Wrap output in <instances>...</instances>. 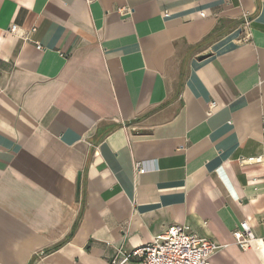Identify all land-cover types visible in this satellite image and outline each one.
Wrapping results in <instances>:
<instances>
[{"label":"crops","instance_id":"crops-1","mask_svg":"<svg viewBox=\"0 0 264 264\" xmlns=\"http://www.w3.org/2000/svg\"><path fill=\"white\" fill-rule=\"evenodd\" d=\"M263 216L264 0H0V264H110L176 225L264 264L232 238Z\"/></svg>","mask_w":264,"mask_h":264},{"label":"built area","instance_id":"built-area-1","mask_svg":"<svg viewBox=\"0 0 264 264\" xmlns=\"http://www.w3.org/2000/svg\"><path fill=\"white\" fill-rule=\"evenodd\" d=\"M248 21L243 22V37L241 42H248L250 35L248 32ZM33 32V31H31ZM11 36L20 37L27 41V36H19L16 25H11L8 32ZM41 50L39 45L35 46ZM215 104H210L213 111ZM251 161V160H250ZM137 174H142L144 169L140 163H135ZM264 225V216L260 219ZM233 243L240 250L245 251L255 242L264 247V238L254 237L249 225L241 222L238 228L232 233ZM220 246L201 238L191 232L185 225H176L166 229L163 233L153 238L148 244L132 251L131 253L120 254L115 257L110 264H130L132 259H138V264H211L212 256L220 249Z\"/></svg>","mask_w":264,"mask_h":264},{"label":"trees","instance_id":"trees-1","mask_svg":"<svg viewBox=\"0 0 264 264\" xmlns=\"http://www.w3.org/2000/svg\"><path fill=\"white\" fill-rule=\"evenodd\" d=\"M57 247H58V246H57ZM57 247H56V248H57Z\"/></svg>","mask_w":264,"mask_h":264}]
</instances>
